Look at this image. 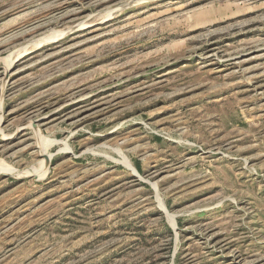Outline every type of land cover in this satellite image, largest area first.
I'll return each instance as SVG.
<instances>
[{"label": "rangeland", "instance_id": "374dc122", "mask_svg": "<svg viewBox=\"0 0 264 264\" xmlns=\"http://www.w3.org/2000/svg\"><path fill=\"white\" fill-rule=\"evenodd\" d=\"M0 264H264V0H0Z\"/></svg>", "mask_w": 264, "mask_h": 264}, {"label": "bare ground", "instance_id": "6f19581e", "mask_svg": "<svg viewBox=\"0 0 264 264\" xmlns=\"http://www.w3.org/2000/svg\"><path fill=\"white\" fill-rule=\"evenodd\" d=\"M48 39H49V38H48ZM51 40H52V39H51ZM18 56H19V55H18ZM8 66H9V65H7L6 70H9ZM6 70H5V71H6ZM7 76H8V73L5 74V77H7ZM42 152H43V151H42ZM44 154H45V153H44ZM45 156H46V155H45ZM50 157H51L50 155H47V157H46L47 160H46V159H45V160L49 162V161H50ZM44 176H45V175H44Z\"/></svg>", "mask_w": 264, "mask_h": 264}]
</instances>
